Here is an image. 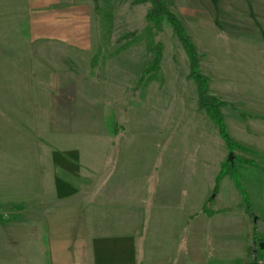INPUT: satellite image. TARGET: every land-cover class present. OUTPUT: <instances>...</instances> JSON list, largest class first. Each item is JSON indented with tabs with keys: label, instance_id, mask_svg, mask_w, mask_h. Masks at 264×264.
<instances>
[{
	"label": "crops",
	"instance_id": "crops-1",
	"mask_svg": "<svg viewBox=\"0 0 264 264\" xmlns=\"http://www.w3.org/2000/svg\"><path fill=\"white\" fill-rule=\"evenodd\" d=\"M93 1L23 0V12L19 3L17 13L4 17L9 19L3 20L5 31L0 33V264H226L232 246L223 244L215 217L230 215L232 209L226 206L221 213L203 214L206 204L215 198L208 194L213 188L195 206L194 214L185 213L193 234L190 241L202 234V222H214L204 232L203 262L182 261V256L175 255L171 258L177 259L170 261L165 250L157 248L156 234L151 237L152 227L163 219L161 209L168 215L176 209L187 211L181 206V187L202 173L186 167L184 151L175 155L176 169H160L165 150L159 149V140L153 142L157 148L147 167L133 169L135 151L129 147L136 139L125 136L126 129L118 120L117 134L109 133L103 118L93 114L94 109H137L145 79L138 82L151 64L140 70L136 85L122 89L123 100L118 95L113 99L116 91L107 60L116 58L108 52L98 61V54L115 44L111 42L117 33L111 28L117 27L118 15L107 14L103 24L100 7ZM209 1L213 0H190L188 9H168L195 47L199 70L209 80L208 92L236 99L238 105L256 109L264 117V0H219L216 8ZM46 51H57V64L41 54ZM213 82L236 93L225 91L220 96ZM55 109H62L61 116ZM71 109H79L77 116H72ZM37 131L51 138V146L48 141L36 142L40 138ZM72 132L93 135L91 142L100 152L88 150L89 155L83 156L77 146L63 148L58 139L53 142L55 135L61 133L66 139ZM263 132L254 134L260 145H264ZM37 144L50 149L45 152L44 169L29 168L23 173L14 169L8 175L6 158L18 166L26 159L29 167L37 164ZM55 159L61 161V167L55 166ZM83 161L87 168H82ZM10 175L13 181L17 178V184L6 186L5 178ZM263 189L259 185L253 198L245 188L256 218L250 225L248 216L239 221L244 234L235 264L250 262L246 249L254 243L248 241L254 230L264 239ZM256 202L261 215L254 208ZM257 260L263 264L264 258L257 253Z\"/></svg>",
	"mask_w": 264,
	"mask_h": 264
},
{
	"label": "rangeland",
	"instance_id": "rangeland-1",
	"mask_svg": "<svg viewBox=\"0 0 264 264\" xmlns=\"http://www.w3.org/2000/svg\"><path fill=\"white\" fill-rule=\"evenodd\" d=\"M163 1L167 8L176 6L177 8L184 7L188 9L190 7V0ZM202 1L205 3L206 0ZM216 1L219 0L209 1V5L216 8L215 4L218 3ZM93 2L94 5L100 7V17L103 24L106 22L107 14H114L116 12V16L118 15L117 27L115 30L114 27L111 28V31L117 33V35L113 34L117 39L111 42L115 44L107 50H101L98 54V61L108 52L110 53H108L110 57L116 58L111 61L109 59L107 60V66L112 76L111 83L114 86V91H116L113 99L118 95L119 100H123L122 89L124 90L126 87H130L131 84L136 85V79L140 77L141 74L140 70L152 62V48L158 43L162 45V61L161 64H159L161 68L158 72L150 73L144 78V87L138 92V97L140 99L137 103V109H94V111H92L93 114L103 118V126L107 130H109L112 125H115L117 128V123L119 121L120 125L125 127L124 130L126 129L125 136L136 139L133 143L134 145L129 147L131 151L132 149L135 151V156L132 157L133 163H131L133 169L141 170L147 167L146 164L148 159L153 155L154 148H157L153 142L159 140V149L163 148L165 150L161 153L160 169H176L174 166L175 155H179L184 151L182 157L186 160V167L198 169V171L202 173V175H194L185 181L186 184L182 186L185 187V192L182 191L183 188L181 187V206L185 205L187 211L183 210L181 213V211L176 209L171 211V215H168V211L166 212L161 209L160 216L163 219L160 220L161 223L159 225L152 227L153 229L150 232L151 237L152 233L156 234L157 248L162 251L165 250L166 257H168L170 261L176 260L182 256V261L184 259H190L198 263L203 262L205 255L203 247L207 244L204 232H206L209 226H212L211 222L213 221H209L210 223L202 222V234H199L198 231L199 235H197V238L194 237V240L190 241V236L192 237L193 234L189 232L191 225L190 222L188 223L186 221L188 216L185 213L192 212L194 214L195 212L193 211L196 209L195 206L200 203L206 191L213 188L208 194L209 198L212 196H215V198L210 201V204H206L203 214L210 216L209 214L212 212L221 213L226 206L232 209V214L230 215L226 214L224 216L215 217L216 221L219 223V225H215V229L220 238L221 235H223V244L225 245L228 242L232 246L226 264H235L234 260L240 257L239 252H241V248H239V245H241L243 241L242 235L244 234L242 232L243 226L239 221L242 217L248 216L250 218V215L247 214L242 195L234 186L229 173L226 172V175L217 180V175L220 172L221 166L228 161L230 153H228L226 146L220 139L216 126L202 111L197 109V104L196 109H194L197 99L195 85L191 80L187 79L188 60L183 48L173 35L167 23L164 22L161 31L156 32L154 26L146 22L145 15L150 8L149 4L136 5L130 10L131 0H113L111 3L105 0H94ZM19 3L21 4V11L23 12V0H0V33L5 31V23L3 25V20L5 22L9 19H4V17H10V12L12 11L17 13L16 11ZM95 17L98 19L96 15ZM10 23L12 25V22ZM14 25H16V23H14ZM22 26L23 19H21V27ZM14 29L16 28L14 27ZM104 30L105 28L103 31ZM130 32L136 34L134 38L121 40V37ZM103 36L104 35H102V37ZM103 40L105 42V37ZM20 41L22 40L20 39ZM12 52L13 51H10L11 54ZM56 53L57 51L41 52V54L46 55L49 61H53V65L58 63L56 61L59 58H57L58 54ZM92 56L93 55L90 54L89 58ZM86 58L89 59L87 56ZM38 68H40V66ZM213 85L215 86L214 90L220 92V96L225 91V94L231 93L230 95L236 93V90H233V88L224 90L222 84L219 82H213ZM135 96L136 91L133 97ZM214 97L225 103V106L221 109V112H224V122L229 136L238 146L232 152L233 160L231 164L236 167L240 176L241 185L245 187L254 198L255 194L257 195V193H259L258 186L264 185V145H260L254 138L255 133L264 131V124L260 122V119L262 118V120H264V117L260 116L259 111H255L256 109H250L247 106L246 107L249 109H246L245 106L238 105L236 99ZM55 110L59 113L62 109ZM78 111L79 109H71V112H73V114L71 113L72 116H77L76 113ZM59 115L61 116V113H59ZM72 133L66 139L59 133L57 136L55 135L53 137V142L58 139V143L63 148L71 147V145L77 146L80 153H84L83 156L89 155L88 150L94 151L96 149L94 152H100V148H97V146L91 142V139L94 138L93 135ZM246 134H248V136H246ZM37 136H40V138L37 137L36 142L48 141L47 144L51 146V138L48 137L46 139L43 137L44 133L40 131H37ZM56 146L54 148L58 149L59 147ZM49 150V148L37 144V164L31 162V167H29L27 159L26 163H20V166H18L17 163H13L11 159L6 158V173L8 172L7 174L9 175L14 169L16 171L20 169L21 173L27 171L29 168L44 169L46 166L45 152H49ZM193 150H196L195 156L191 153L194 152ZM170 151H173L175 154L170 153ZM164 158L166 166L163 165ZM83 162L81 163L82 168H87V163L85 161ZM54 164L57 167L62 166L59 159H55ZM189 164L191 165L190 167ZM156 168L158 167L156 166ZM20 178V181L23 182L24 178ZM183 181L184 179H181L182 183ZM5 182L6 186H13V184H17V178L13 181L10 175V177L8 176L5 178ZM262 196L264 202V189L262 191ZM186 202H189V207L186 205ZM259 206L260 204L258 202L254 204V208L257 210L256 212L261 215L262 212L259 211ZM22 212L23 211H21V213ZM250 212L253 213L251 204ZM175 217H178V219H175ZM198 218L203 219L201 215H199ZM255 218L256 216L254 215L253 219H249V225ZM227 221H229V223H227ZM187 223L188 225H186ZM179 238H183V241L180 242ZM249 246H253V244L250 243ZM253 247L258 249L257 245ZM156 251L157 253L159 252L158 250ZM257 253L259 258H264V252L259 250ZM174 255L177 258L172 259L171 257ZM251 261H254L253 257L252 260L250 259V262ZM257 262H259V260H257Z\"/></svg>",
	"mask_w": 264,
	"mask_h": 264
},
{
	"label": "trees",
	"instance_id": "trees-1",
	"mask_svg": "<svg viewBox=\"0 0 264 264\" xmlns=\"http://www.w3.org/2000/svg\"><path fill=\"white\" fill-rule=\"evenodd\" d=\"M149 4L150 8L148 9L145 20L147 23H150L154 26L156 32L161 31L162 24L167 23L173 35L179 41L181 47L183 48L187 60H188V75L187 79L191 80L195 85L196 91V104L197 109L202 111L205 116L216 126L217 132L220 139L223 141L228 153H232L237 144L229 136L226 124L224 122V117L221 112L222 107L225 106V103L219 101L214 96L208 93V83L209 80L206 76L201 74L198 66V54L193 46L189 36L185 32L181 22L177 17L167 8L163 0H131V5H144ZM134 32H130L121 37V40H129L135 37ZM153 59L151 64L142 72L141 79L138 82L140 84L145 76L150 73H154L159 69V64L162 59V45L160 43L156 44L152 48ZM111 134H117V128L115 125H112L110 128ZM226 172L229 173L230 178L233 180L234 186L241 193L243 198V204L246 208L247 214L250 215V218L254 217V214L250 212V202L248 199V194L246 193L244 187L241 185L240 176L236 170V167L230 162L226 161L222 164L219 174L217 175V180L222 176L226 175ZM205 210V209H204ZM219 213V212H218ZM213 213H210L211 215ZM248 241L251 242H263L264 239L261 236H258L256 231H253L252 237L248 238ZM255 248L253 246H248L246 251L249 258L252 260V251ZM257 261H251L245 264H256ZM264 264V263H263Z\"/></svg>",
	"mask_w": 264,
	"mask_h": 264
},
{
	"label": "water",
	"instance_id": "water-1",
	"mask_svg": "<svg viewBox=\"0 0 264 264\" xmlns=\"http://www.w3.org/2000/svg\"><path fill=\"white\" fill-rule=\"evenodd\" d=\"M232 160H233V155H232V153H230L229 156H228V161L230 163H232ZM254 221H255V219H254ZM256 245H257V248L259 250L264 251V241L263 242H259V243L254 242L253 246H256ZM257 252H258V250L256 248L252 251V257H253L254 261H257ZM256 264H260V263H256Z\"/></svg>",
	"mask_w": 264,
	"mask_h": 264
}]
</instances>
